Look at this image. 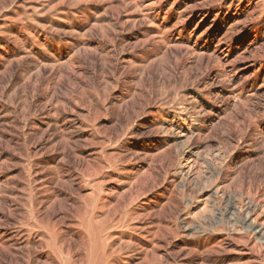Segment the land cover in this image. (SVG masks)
Instances as JSON below:
<instances>
[{
  "label": "rangeland",
  "instance_id": "obj_1",
  "mask_svg": "<svg viewBox=\"0 0 264 264\" xmlns=\"http://www.w3.org/2000/svg\"><path fill=\"white\" fill-rule=\"evenodd\" d=\"M0 264H264V0H0Z\"/></svg>",
  "mask_w": 264,
  "mask_h": 264
}]
</instances>
